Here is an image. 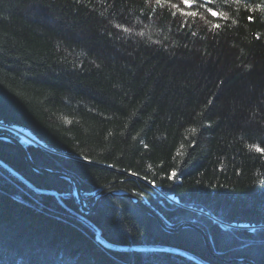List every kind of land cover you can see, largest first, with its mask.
Returning a JSON list of instances; mask_svg holds the SVG:
<instances>
[{
	"label": "trees",
	"instance_id": "obj_1",
	"mask_svg": "<svg viewBox=\"0 0 264 264\" xmlns=\"http://www.w3.org/2000/svg\"><path fill=\"white\" fill-rule=\"evenodd\" d=\"M262 9L0 0V123L99 196L82 211L72 183L0 139V264H264V152L249 147L264 148Z\"/></svg>",
	"mask_w": 264,
	"mask_h": 264
},
{
	"label": "water",
	"instance_id": "obj_2",
	"mask_svg": "<svg viewBox=\"0 0 264 264\" xmlns=\"http://www.w3.org/2000/svg\"><path fill=\"white\" fill-rule=\"evenodd\" d=\"M3 128V127H2ZM5 128V127H4ZM16 128L18 129H21L23 131H26L29 135H31L33 137V139L42 144V142H40V140L28 129H25L21 126H17ZM8 131H1L0 132V139H4V140H7L9 142H12L16 145H18L22 151L24 152V155H25V158L27 160V162L37 171H40V172H46V173H51V174H55V175H58V176H61V177H64V178H67L68 180H70V182L72 183L73 187H74V193L75 195L77 196L78 198V201L80 202L81 204V207L84 211L86 212H89V211H93L98 203H99V197L96 198V201L94 203L93 206H90L89 202L85 199V197L83 196V193H82V189H81V184L80 182L73 176L65 173V172H62V171H56V170H50V169H47V168H42V167H38L32 157L30 156L29 154V151H28V148H27V144L28 143H33L32 141H27L25 142L23 139L21 140L20 138H18L17 136H15L13 134V131H11V129H8L6 128ZM119 192H113L112 194H118ZM124 196H128L130 197L132 200L135 201V203H137L138 205L142 206L145 210H147L151 215H153L158 221L159 223L168 231H178L179 229L183 228V227H186V226H193L195 227L199 232L202 233L203 237H204V240H205V243L206 245L210 248V244H209V240H208V237L205 233V231L197 226V225H194V224H191V223H182L180 224L179 226L177 227H172V226H169L167 225V223L162 219V217L160 215H158L156 213V211L154 209H152L150 206H148V204L146 202H143L141 198L135 196L134 194H131V193H125L123 194ZM241 261H245V262H248L250 264H256L255 262L251 261V260H241Z\"/></svg>",
	"mask_w": 264,
	"mask_h": 264
},
{
	"label": "snow or ice",
	"instance_id": "obj_3",
	"mask_svg": "<svg viewBox=\"0 0 264 264\" xmlns=\"http://www.w3.org/2000/svg\"><path fill=\"white\" fill-rule=\"evenodd\" d=\"M162 2H165V0H155V3L156 4H162ZM225 3H229L230 0H224ZM232 3H236V4H240L241 3V0H231ZM195 3V0H183V5L186 7V8H191ZM208 3L211 4L212 3V0H208ZM172 7L173 8H176L177 5L176 4H172ZM251 5H249V8L251 9ZM257 8L260 7V5H256ZM264 10V9H262ZM207 11L211 14L212 17H216L217 19H224V20H228L229 19V13L226 12V11H219L217 12L216 10H214L213 8L211 7H208ZM180 15H187V16H190V17H196L198 15L197 12L195 11H191V12H185L183 10L180 11ZM254 18L252 16H249L248 17V20L251 21L253 20ZM232 23L235 24L237 23L236 20H232ZM213 29H220L222 26L219 24V23H215L212 25ZM124 31H130V29H127L125 28ZM142 34V33H141ZM259 38V37H257ZM193 132H195L196 130L195 129H192ZM250 148H255V150L257 152H264V148H260L259 146L257 145H250L249 146ZM175 170H173L172 172V176L174 177L175 176ZM135 175V173H134Z\"/></svg>",
	"mask_w": 264,
	"mask_h": 264
},
{
	"label": "rangeland",
	"instance_id": "obj_4",
	"mask_svg": "<svg viewBox=\"0 0 264 264\" xmlns=\"http://www.w3.org/2000/svg\"><path fill=\"white\" fill-rule=\"evenodd\" d=\"M0 127H5V128H8V129H11V131H13V134L15 135V136H17L18 138H20L21 140L24 138V136H27L28 137V140H30V141H32L33 143H36V144H38V145H43L44 144V142H42L40 139V142H42V144H40V143H38V142H36L34 139H33V137H31L26 131H23V130H21V129H18V128H16L17 126L16 125H13V126H7V125H5V124H2V123H0ZM26 142V141H25ZM45 146V145H44ZM64 178V177H63ZM65 179H67V178H65ZM68 180V179H67ZM69 182H70V180H68ZM71 183V182H70ZM83 193V192H82ZM84 196V195H83ZM77 197V196H76ZM97 198V197H96ZM77 201H78V198H77ZM95 201H96V199H95ZM95 201H94V203H95ZM172 201H174V202H176L174 199H172ZM78 203H79V205H80V208H81V210L83 211V209H82V207H81V204H80V202L78 201ZM94 203H89L90 204V206H93L94 205ZM97 207H98V205H97ZM96 207V208H97ZM95 208V209H96ZM94 209V210H95ZM93 210V211H94Z\"/></svg>",
	"mask_w": 264,
	"mask_h": 264
},
{
	"label": "bare ground",
	"instance_id": "obj_5",
	"mask_svg": "<svg viewBox=\"0 0 264 264\" xmlns=\"http://www.w3.org/2000/svg\"><path fill=\"white\" fill-rule=\"evenodd\" d=\"M30 136H31V135H30ZM31 137H32V136H31ZM23 140L26 141V142L29 141L27 136H24ZM28 144H29V143H28ZM67 174H69V173H67ZM69 175L75 177V176L72 175V174H69ZM75 178H76V177H75ZM76 179L78 180V178H76ZM78 181H79V180H78ZM79 182H80V181H79ZM81 189H82V187H81ZM113 192H119L117 195H123V194H125V193H129L128 191L116 190V191H111L110 194H112ZM132 194H133V193H132ZM112 195H114V194H112ZM123 196H124V195H123ZM98 197H99V196H98ZM133 201H134V200H133ZM142 201H143V202H146V203L148 204V206H150L149 203H148L147 201H145V200H143V199H142ZM134 202H135V201H134ZM136 204H137V203H136ZM150 207H151V206H150ZM151 208H152V207H151ZM152 209H153V208H152ZM156 213H157L158 215H160L158 212H156ZM160 216H161V215H160ZM161 217H162V216H161ZM162 219L164 220L163 217H162ZM164 221H165V220H164ZM165 222H166V221H165Z\"/></svg>",
	"mask_w": 264,
	"mask_h": 264
}]
</instances>
